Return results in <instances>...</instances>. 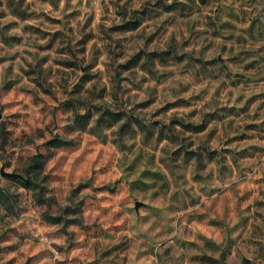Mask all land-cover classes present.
<instances>
[{
  "label": "rangeland",
  "instance_id": "374dc122",
  "mask_svg": "<svg viewBox=\"0 0 264 264\" xmlns=\"http://www.w3.org/2000/svg\"><path fill=\"white\" fill-rule=\"evenodd\" d=\"M246 261L264 0H0V264Z\"/></svg>",
  "mask_w": 264,
  "mask_h": 264
},
{
  "label": "trees",
  "instance_id": "16d2710c",
  "mask_svg": "<svg viewBox=\"0 0 264 264\" xmlns=\"http://www.w3.org/2000/svg\"><path fill=\"white\" fill-rule=\"evenodd\" d=\"M48 145L50 146H63V145H66V141L63 140L62 138L60 137H55L53 139H50L48 142H47ZM250 262L249 261H246V264H249Z\"/></svg>",
  "mask_w": 264,
  "mask_h": 264
}]
</instances>
